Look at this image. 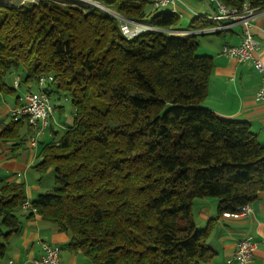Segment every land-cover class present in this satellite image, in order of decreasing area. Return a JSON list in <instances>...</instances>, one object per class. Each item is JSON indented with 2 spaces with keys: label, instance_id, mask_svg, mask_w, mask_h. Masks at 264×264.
<instances>
[{
  "label": "trees",
  "instance_id": "trees-1",
  "mask_svg": "<svg viewBox=\"0 0 264 264\" xmlns=\"http://www.w3.org/2000/svg\"><path fill=\"white\" fill-rule=\"evenodd\" d=\"M90 1L105 8L0 1V109L6 96L22 105L17 86L36 90L41 75H52L45 92L65 96L73 113L39 145L34 168L52 173L51 190L29 200L24 181L0 179V261L29 200L28 217L38 214L67 234L66 248L88 264H208L215 219L198 227L194 200L216 198L218 215L255 201L264 192V143L249 121L203 105L214 62L198 53V34L128 38L118 17L176 29L177 14L148 12L150 0ZM250 1L264 9V0ZM214 25L193 16L187 30ZM9 116L0 142L18 147L33 126Z\"/></svg>",
  "mask_w": 264,
  "mask_h": 264
},
{
  "label": "crops",
  "instance_id": "crops-1",
  "mask_svg": "<svg viewBox=\"0 0 264 264\" xmlns=\"http://www.w3.org/2000/svg\"><path fill=\"white\" fill-rule=\"evenodd\" d=\"M182 2L183 14H191L188 9L196 13L210 14L214 8L210 0H182ZM147 11L153 13L154 9ZM252 31L262 44L259 55L264 63V9L259 10L253 19ZM197 34L204 35L199 41L198 49H201L202 54L212 56L214 62L208 95L203 105L221 117L249 121L259 141L264 143V101L257 98V92L261 86V75L251 63L240 62L234 57L221 53V47L224 44L237 45L240 43V26L237 25L225 31ZM17 78L15 76L13 80ZM17 90L22 98L27 92V87L17 86ZM60 98L58 94L50 97V100L55 101L52 104L53 117L50 126L37 136L36 146L31 145L30 134L18 147H15L16 140L0 142V179L24 181L29 200L53 187L52 173L50 171L46 173L45 175L51 176L45 179V175L41 176L34 165L38 161L40 143L51 139L54 132L61 131L73 121L72 106L71 111L66 112L64 108H60L62 105L56 104V100ZM12 107H14V98L6 96L5 103L0 109L2 120L0 129L9 120V111ZM218 204L216 198H197L193 204V216L198 227H204L209 220L215 219L208 239L215 256L208 264H228L227 260L232 257L237 241L248 235L255 242V251L250 264H264V192H260L257 199L250 203L251 212L247 215L238 217L225 213L218 215ZM20 214L21 231L10 238L6 257L2 262L6 263L13 259L18 264H33V259L39 257L41 253V243L48 242L60 247V264H88L83 255L74 254L66 248L65 244L69 239L67 234L58 232L52 223L38 214L29 218L28 211L25 209H22ZM229 264H239V262L233 260Z\"/></svg>",
  "mask_w": 264,
  "mask_h": 264
},
{
  "label": "built area",
  "instance_id": "built-area-1",
  "mask_svg": "<svg viewBox=\"0 0 264 264\" xmlns=\"http://www.w3.org/2000/svg\"><path fill=\"white\" fill-rule=\"evenodd\" d=\"M24 1L25 0H22V2ZM210 2L214 5L213 11L210 14L196 13L193 10L186 8L193 16L218 22L217 25L208 27L207 29H201L200 31L176 30L172 28L163 29L146 22L132 21L118 16L121 20V31L128 38L147 31H159L171 35H190L205 32L225 31L238 25L241 28L240 43L237 45L224 44L221 47V53L229 57H234L240 62H248L253 65V67L261 75V86L257 92V98L260 101H264V63L259 55L262 44L260 40L255 37L252 31V21L256 17L259 10L252 6L250 0H244L240 7L227 6L222 2V0H210ZM152 6L154 10L158 12L168 11L170 13L177 14L179 17L183 15L182 0H152ZM52 81H54V77L52 75H41L38 79V89L26 92L22 98V105L10 109L9 111L11 115L15 117H28L29 122L33 126V133L29 136L32 146L37 145V136L49 127L53 117V106L51 104L50 97L44 90ZM17 85L18 84L15 83V86ZM23 208H31L29 200L24 202ZM33 211L35 210L33 209ZM250 212V204H245L240 206L235 212L225 214L238 217L241 215H247ZM254 251L255 242L251 236H245L237 241L235 251L232 257L227 260V263L229 264L233 260H236L239 264H250L253 259ZM32 263L60 264V247L48 242H42L41 253L39 257L33 259ZM0 264L18 263L13 259H10L6 263L0 261Z\"/></svg>",
  "mask_w": 264,
  "mask_h": 264
},
{
  "label": "rangeland",
  "instance_id": "rangeland-1",
  "mask_svg": "<svg viewBox=\"0 0 264 264\" xmlns=\"http://www.w3.org/2000/svg\"><path fill=\"white\" fill-rule=\"evenodd\" d=\"M1 2H4V1H6V0H0ZM150 1H152V0H150ZM85 2H87V3H90V4H95V5H97V6H99V7H102L103 5L101 4V3H95L94 1H90V0H85ZM152 7H151V4H149L148 6H147V10H150ZM189 15H191V14H183L181 17H180V19H179V23H178V25L175 27L176 29H186V28H189L190 26H191V23H192V18H191V16H189ZM218 24V22H215V25H217ZM204 35H198V41H200L201 39H202V37H203ZM201 49H198V53L199 54H202L201 53V51H200ZM55 101L53 100V99H51V104H53ZM56 104H58V105H63L64 106V109H65V111L66 112H70L71 111V103H70V101L65 97V96H61V98L60 99H57L56 100ZM17 107V106H16ZM13 108H15V107H12V108H10V109H13ZM51 175H49V174H47V175H45V179H49V177H50ZM88 262V260H86V263Z\"/></svg>",
  "mask_w": 264,
  "mask_h": 264
},
{
  "label": "water",
  "instance_id": "water-1",
  "mask_svg": "<svg viewBox=\"0 0 264 264\" xmlns=\"http://www.w3.org/2000/svg\"><path fill=\"white\" fill-rule=\"evenodd\" d=\"M96 3V2H95ZM103 8H105V6H103Z\"/></svg>",
  "mask_w": 264,
  "mask_h": 264
},
{
  "label": "bare ground",
  "instance_id": "bare-ground-1",
  "mask_svg": "<svg viewBox=\"0 0 264 264\" xmlns=\"http://www.w3.org/2000/svg\"><path fill=\"white\" fill-rule=\"evenodd\" d=\"M103 8V7H102Z\"/></svg>",
  "mask_w": 264,
  "mask_h": 264
}]
</instances>
